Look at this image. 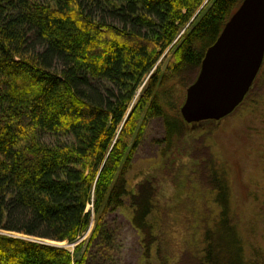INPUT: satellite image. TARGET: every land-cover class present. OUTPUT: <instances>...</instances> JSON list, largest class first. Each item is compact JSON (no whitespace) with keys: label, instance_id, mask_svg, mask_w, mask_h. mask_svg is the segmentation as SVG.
<instances>
[{"label":"trees","instance_id":"trees-1","mask_svg":"<svg viewBox=\"0 0 264 264\" xmlns=\"http://www.w3.org/2000/svg\"><path fill=\"white\" fill-rule=\"evenodd\" d=\"M203 1L0 0V231L74 243L92 213L94 220L88 241L73 253L0 234V264H109L114 240L107 219L125 198L149 258L146 217L154 183H139L131 194L126 174L150 120L163 119L166 151L186 125L196 131L248 98L264 97L263 57L245 97L227 116L187 123L180 112L184 99L176 117L165 112L157 89L194 83L206 49L242 2L213 0L181 34L164 71L149 76L124 119L139 85ZM43 134L51 140L41 141ZM208 173L201 170L200 181L217 191L219 220L204 233V257L185 254L180 263L257 264L244 258L228 180Z\"/></svg>","mask_w":264,"mask_h":264},{"label":"rangeland","instance_id":"rangeland-1","mask_svg":"<svg viewBox=\"0 0 264 264\" xmlns=\"http://www.w3.org/2000/svg\"><path fill=\"white\" fill-rule=\"evenodd\" d=\"M212 1L204 0L181 33L163 50L136 90L124 119L140 98L149 76L154 71H164L181 34L189 30L195 16L203 14ZM157 94L167 115L176 117L186 89L179 83H171L167 89L159 87ZM255 97L245 100L217 123L202 125L196 131L186 125L185 135L174 136L171 148L166 151L163 119L150 120L126 174L127 190L131 194L139 183H154L156 192L151 212L146 217L153 239L150 256L144 257L143 236L131 225L133 208L125 198L124 207L107 219L114 240L109 264H181L185 254L204 257V233L207 228L214 229L221 208L216 202L217 191L200 181L203 169H207L208 174L224 175L228 180L232 192L231 214L236 219L244 258L264 264V97ZM40 140L49 142L51 137L43 134ZM196 155L203 158H195ZM87 209H92V205ZM93 228L92 213L88 228L74 243L8 231H0V234L63 247L73 253L75 245L88 241Z\"/></svg>","mask_w":264,"mask_h":264},{"label":"water","instance_id":"water-1","mask_svg":"<svg viewBox=\"0 0 264 264\" xmlns=\"http://www.w3.org/2000/svg\"><path fill=\"white\" fill-rule=\"evenodd\" d=\"M264 57V0H242L209 46L180 108L187 123L219 120L248 92Z\"/></svg>","mask_w":264,"mask_h":264},{"label":"bare ground","instance_id":"bare-ground-1","mask_svg":"<svg viewBox=\"0 0 264 264\" xmlns=\"http://www.w3.org/2000/svg\"><path fill=\"white\" fill-rule=\"evenodd\" d=\"M62 243H64V242H62ZM62 243H61V244H62Z\"/></svg>","mask_w":264,"mask_h":264}]
</instances>
